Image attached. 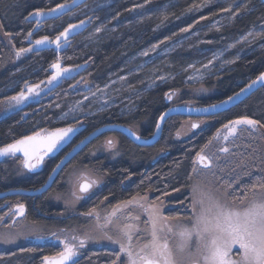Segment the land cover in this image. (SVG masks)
<instances>
[{"label": "trees", "instance_id": "obj_1", "mask_svg": "<svg viewBox=\"0 0 264 264\" xmlns=\"http://www.w3.org/2000/svg\"><path fill=\"white\" fill-rule=\"evenodd\" d=\"M66 1L0 0V101L17 94L27 83L36 84L46 79L57 60L63 65L81 66L78 76L91 90L111 84L109 90L115 99L106 106L95 105V109L82 114L83 123L78 125L80 129L73 138H81L111 122L149 135L167 107L182 103L206 105L220 100L264 69L262 0H109L86 14L88 26L63 49L30 51L15 58L14 51L29 46L28 37L31 40L55 37L66 25L76 21L67 18L68 12L40 25L28 18L36 9H49ZM137 4L144 6L134 11ZM82 18L85 17L77 20ZM246 34H250V40L240 43L239 39ZM155 45L158 50L144 58V50ZM228 45L231 48L226 56L235 55L234 59L213 67L201 80H187L192 65L207 62ZM75 80L65 78L38 102L22 110L2 113L0 147L34 132L68 127L70 121L63 118L62 113L86 93L72 87ZM241 117L264 125V85L223 112L204 117H168L155 145L164 149L166 156L158 166L151 168L152 173L146 174L140 185L161 192L173 187L180 191L190 188L196 154L218 129ZM195 121L197 127L193 128ZM262 129L264 131V127ZM138 149L137 145L128 143L127 150H132L133 154H137ZM146 151L141 152L145 155ZM262 154L264 156L263 148ZM6 165L0 163V188L4 183L27 188V180L16 179L18 169L13 167L11 178ZM257 167L262 171L264 164L259 161ZM36 181L40 183L41 179L37 177ZM16 197L29 203L30 196L17 195L11 199ZM42 198L34 200L37 207L43 205ZM35 218V224L42 221ZM45 253V249L23 245L0 248V264H41ZM109 257L104 252H88L73 262L110 264L113 260Z\"/></svg>", "mask_w": 264, "mask_h": 264}, {"label": "flooded vegetation", "instance_id": "obj_2", "mask_svg": "<svg viewBox=\"0 0 264 264\" xmlns=\"http://www.w3.org/2000/svg\"><path fill=\"white\" fill-rule=\"evenodd\" d=\"M152 132L153 130L150 134ZM120 135L125 137L121 139L118 137ZM140 135L149 136L146 134ZM83 137L72 138L65 145H62L55 154L44 157L35 168L26 167L25 160L20 155L7 157L0 160V163L7 164L5 169L11 178L14 175L13 167H16L18 172L21 170L16 179L28 181L25 189H36L44 184L58 161ZM109 140L112 142L111 145L108 144ZM159 140L153 145L143 146L133 142L119 131L102 133L84 146L64 165L49 189L39 195H26L30 196L29 203L22 201L20 197L11 199L12 196L17 195L0 198L2 199L0 202V218L3 219V223H11L15 215L14 206L18 203L24 206L25 219L31 223H34L33 218L35 217L37 221L42 220L40 223H34L35 225L40 224L42 227V236H30L23 244H20L30 248L45 249L46 253L42 255V263L45 257L58 255L63 251L64 245L69 244L77 250V255L74 256L75 259L83 257L88 252H104L116 264H129L127 253L121 252L120 245L114 241H116V237L123 238L121 242L126 248H130L135 253L136 230L133 226L142 217L144 223L147 221L145 209L155 204L159 215L167 217V225L170 226L176 220L181 222L189 220L191 218L189 212H193L191 186L181 191L173 187L169 191L161 192L160 189L140 185L145 175L152 173L151 168L154 165L158 166L161 159L166 156L164 149L158 145L155 147ZM130 142L139 147L137 154H133L132 150H127ZM98 148L100 151H98ZM141 151L147 153L144 155ZM32 162H36L35 158ZM195 162L199 164L194 161L193 168L196 165ZM22 172H24L23 175H21ZM193 172L192 170L191 176ZM37 177L41 179L40 183L36 181ZM92 181H95V183H92L87 192L80 191L82 183H91ZM2 185L0 191L11 188H24L11 187L12 183ZM56 186L57 190H55ZM37 198L44 200L41 208L35 205L34 200ZM133 198H137L140 204L144 205V208H141L139 204L121 206L123 202L130 201ZM114 211L115 214L113 215ZM139 212L143 214V216H140L141 218L138 216ZM87 213H91V215H86ZM90 224L99 228L106 226V238L110 236L112 240L104 244H95L84 238V245L81 247V240H79L77 233H80L79 230L82 227L85 228ZM127 225H132L130 241L124 235ZM117 254H119V259H117ZM113 261L110 264H113Z\"/></svg>", "mask_w": 264, "mask_h": 264}, {"label": "snow or ice", "instance_id": "obj_3", "mask_svg": "<svg viewBox=\"0 0 264 264\" xmlns=\"http://www.w3.org/2000/svg\"><path fill=\"white\" fill-rule=\"evenodd\" d=\"M63 7L65 5L58 4L56 6V8ZM45 11V9H36L34 13H30L29 15L39 17ZM47 11L54 12L56 9H47ZM75 27L76 25H68L63 32L56 36L54 41H49V37L45 36L36 40L35 43L40 45L45 42H52L59 46L61 37L66 39L69 30ZM99 30L97 29V31ZM30 50L22 48L18 51L17 55ZM52 67L57 71L51 79H55L61 72L67 71V69L61 68L58 63L53 64ZM257 80L264 81V73H261L257 77ZM252 83L254 84L256 81ZM35 87H38V85ZM35 87L29 88V93L35 91ZM25 98V93L22 91L12 99L20 101ZM231 99L232 97H229V100ZM212 107L216 106L213 105ZM161 119H163V116ZM238 125H248L255 128L257 125H260V122L248 117H241L240 119L229 121L227 125H224V128L227 129L229 135H234L236 126ZM260 126L264 127V125ZM157 127H159V124H157ZM192 127L195 128L197 125L193 124ZM72 130V128L57 129L55 133L49 134L47 137V150L51 151L56 142ZM40 135V133H36L33 136H25L22 139H18L14 143L0 148V155L15 154L18 151H23L25 166L35 168L42 160V156H36L31 149ZM224 139L227 140L228 136H225ZM111 143L109 140L108 144L111 145ZM220 151L228 152L229 149L222 148ZM33 158H35V163L32 162ZM196 161L204 167L211 165L209 158L201 153L197 154ZM193 171H196L195 167ZM92 183H95V181L82 183L80 191L87 192ZM243 191V197L232 195L230 200V193L227 188L220 196H212L204 193L197 186H193L192 226L191 228H184L178 233L181 242L175 248L169 245L167 239L161 242L159 233H163L165 230L170 233L173 229L166 224L168 218L159 215L155 204L145 209V211H149L151 224V241L149 243L143 244L138 251L133 253L120 240L114 242L120 245L121 252L127 253L129 264H201V262L202 264H264V178L258 179L250 186H245ZM237 200L239 201V205L235 203ZM127 204H139L141 208H144V205L140 204L137 198L123 202L121 206H127ZM18 208L22 213L24 206L18 205ZM114 214L115 211L113 212ZM86 215H91V213H87ZM158 221H160L159 226ZM131 229L132 225H127L124 232L125 237L129 241L131 240ZM107 238L112 240L110 236ZM193 241L196 244L195 253L191 250ZM83 245L84 241L81 240L80 246L82 247ZM233 245H239V248L242 249L239 261H233L228 258ZM76 255V248L65 244L63 251L57 257H45L44 264H67ZM117 259H119V254H117ZM113 264H116V262L113 261Z\"/></svg>", "mask_w": 264, "mask_h": 264}, {"label": "rangeland", "instance_id": "obj_4", "mask_svg": "<svg viewBox=\"0 0 264 264\" xmlns=\"http://www.w3.org/2000/svg\"><path fill=\"white\" fill-rule=\"evenodd\" d=\"M109 0H93L84 4L83 6L73 9L68 12L67 18L71 20H77L78 17L83 16L86 17V14L95 9L98 4H102L103 2H108ZM143 4H137L134 8L135 10H139L142 8ZM91 32L89 33V35ZM250 34H246L239 39L240 43H246L250 40ZM256 36V34H255ZM255 37H253L254 39ZM28 42L32 41L30 37H28ZM29 46L24 49H30ZM158 46H153L150 49L144 50L142 55L144 58H148L152 51L158 50ZM231 45H228L221 50L217 51L212 58H210L207 62L202 64H194L191 66L189 75L187 77L188 81L196 82L201 80L207 74H209L213 67L220 66L222 64L229 63L232 59H234L235 55L226 56V53L230 50ZM19 50L14 51V56L20 57L30 51H26L17 55ZM56 62H61L57 60ZM62 63V62H61ZM81 66H69V65H61V68L67 69V71L62 72L60 76H56L55 79H51L52 71L49 76L44 79L43 84L41 86L50 85L52 82L56 80L62 81L67 78H76L72 87H77V89H82L85 95L80 99L74 101L68 108L62 113V117L66 118L70 121L69 126H78L82 124L83 119H81L82 114H86L91 109H95V105L106 106L110 104L115 97L114 94L111 93L109 87L111 84L104 85L98 89H90L88 84L83 81L82 77H79L77 71ZM53 72H55L53 70ZM31 83H27L24 85V91L27 89L25 86L29 87ZM50 90L48 94L51 92ZM204 93V92H203ZM16 95V94H15ZM13 95L10 98L0 101V115L2 113H6L10 111L11 108L14 107L15 100L12 99L15 97ZM46 95V94H45ZM44 95V96H45ZM240 119V118H238ZM237 120V119H235ZM253 120V119H252ZM234 121V120H233ZM228 124V123H227ZM226 124V125H227ZM154 130V129H153ZM228 136V139L225 140L224 137ZM259 141L260 145L257 144ZM264 131L260 125H257L255 128H252L248 125H238L236 126L235 134L229 135L227 129L221 127L218 129L214 135L211 137L210 141L201 149L203 151H199L202 155H205L211 161V165L209 167H204L203 165L197 164L195 162L196 171L193 172L192 180H191V191L193 186H197L204 193H207L212 196H220L223 191L227 188L230 193L229 199L231 200L232 195L243 197L245 186H250L255 183L258 179L264 178V169L262 171L257 167L259 161L264 164V156L262 154V148L264 150ZM262 146V147H261ZM222 148H228V152L220 151ZM261 151H260V149ZM98 151L100 149L98 148ZM197 153V154H198ZM196 154V157H197ZM195 157V161H196ZM21 170H19L20 174ZM24 172L21 173L23 175ZM69 180V179H68ZM74 180V179H73ZM225 186L223 187L220 183ZM237 188V189H236ZM259 194V193H258ZM251 195V193H250ZM193 198V193H192ZM239 205V201L235 202ZM18 205L14 206V218L11 223H3V219L0 218V247H10L17 246L23 244L27 238L30 236H42V227L40 225H35L31 223L29 220L24 218V209L21 213ZM149 211H146L147 221L144 223L143 217L141 220L136 221L134 224V229L136 230V242L135 249L140 248L143 244H147L151 241V224L148 218ZM190 217L193 216V212H189ZM136 216V212H135ZM139 218L143 216L140 212L138 213ZM6 219V218H4ZM160 221H158L159 226ZM167 224V221H166ZM167 225L173 229L172 232L159 233L161 236V242L164 239H167L169 245L173 248L177 244H179L180 237L178 233L184 228H191V218L189 220H176L175 223ZM112 226V225H111ZM106 226H102V230L99 227H96L92 224L82 227L79 230L80 233H77L79 236V240H83L87 238L90 242H94L95 244H104L110 242L109 239L106 238ZM117 228V227H116ZM111 229V227H109ZM68 234V233H67ZM70 235V234H69ZM116 240H123L121 237H116ZM196 244L195 241L192 243L191 250L195 253ZM135 251V252H136ZM242 255V249L239 248V245H233L228 258L233 261H239ZM202 264V262H201Z\"/></svg>", "mask_w": 264, "mask_h": 264}, {"label": "water", "instance_id": "obj_5", "mask_svg": "<svg viewBox=\"0 0 264 264\" xmlns=\"http://www.w3.org/2000/svg\"><path fill=\"white\" fill-rule=\"evenodd\" d=\"M86 1L87 0H68L66 2L60 3L62 5H65V7H63V8H56V6L58 5L57 4L54 7L49 8V9L55 8L56 11H54V12H48L47 9H45L46 11L44 12V14L42 16L38 17L35 15H29L28 18L31 20H35L36 23L38 25H40L45 20L60 17V16L64 15L65 13H67L73 9L78 8L80 5H82ZM262 1L264 2V0H262ZM34 12L35 11H33L32 13H34ZM81 22H83V23H81ZM70 24L76 25V27L69 30V33H68V36L66 39L64 37H61L59 46H57L55 43H52V42H45L44 44L37 45L35 43V41L38 39H41L42 37H45V36H41L37 39L29 41L31 43L30 44V46H31L30 51H41V50L48 49V48H55L57 50L63 49L74 36H76L77 34L81 33L84 29H86V27L89 24V17H85V18H82L80 20L73 21V22L69 23L68 25H70ZM38 25L36 28L39 27ZM68 25H66L56 36H58L61 32H63L64 29L68 27ZM56 36L55 37L47 36V37H49V41H54ZM57 63L60 66L62 65L61 62H55L54 64H57ZM50 69L52 71V75L50 77L52 78L56 74L57 70L55 68H53L52 66L50 67ZM53 70L55 72H53ZM80 70H81V67L79 68L77 73H79ZM61 73L57 76H60ZM261 73H264V69L256 77H254L252 80L247 82L245 85H243L236 92H234L231 95L226 96L220 100L214 101L212 103H209L206 105H193V104H189V103H182V104H174V105L167 107L158 117L155 128L149 136H141L139 133H137L136 131H134L133 129H131L130 127H128L124 124L112 123V122L107 123V124H103V125L95 128L94 130H92L86 136H84L68 153H66V155L61 160L58 161V163L53 168V170L49 174L47 180L44 182V184L42 186H40L39 188H36V189H25V188L7 189L4 191H0V198L12 196V195H30V196H33V195H39V194L45 192L47 189H49L52 186L56 176L58 175L59 171L64 167V165L73 156H75L84 146L89 144L93 139L97 138L102 133L109 132V131H119V132L123 133L124 135H126L133 142H135L139 145L149 146V145L155 144L160 139L161 134H162V130H163V126H164L166 120L168 119V117H170L172 115L204 117V116H210V115H214V114L223 112V111L237 105L239 102H241L247 96H249L251 93H253L254 91H256L257 89H259L260 87H262L264 85V81L257 80V77ZM43 81L36 83V84H30L29 87L25 86V88H27L25 91H24V89H22L20 92H18L15 95V97L18 96L23 91L25 93L26 98L22 99L20 101L15 100L14 107L11 108L10 111L22 110V109H25L29 104L38 102L42 96L47 94L50 90L55 88L61 82L60 80H58V81L56 80L55 82H52L50 85L47 84L45 86H41V84H43ZM253 81H256V83L253 84L252 83ZM37 85H38V87H35ZM249 85H251V86L249 87ZM32 87H35V91L29 93L28 89L32 88ZM242 89H243V91H241ZM229 97H232V99L229 100ZM213 105H215L216 107H212ZM10 111H8V112H10ZM162 116H163V119H161ZM157 124H159V127H157ZM193 124L197 125V122L195 121V122H193ZM67 128H72L73 130L71 132H69L67 135H65L62 139L58 140L56 142L55 146L52 147L51 151H48L47 150V143H48L47 137L49 136V134L55 133L57 129H67ZM79 129H80V126L79 127L78 126H68V127H61V128L52 129V130L47 131L46 133L34 132V133L29 134L27 136H33L36 133L41 134L40 137L32 145L31 150L34 151L35 155L42 156V159H43L46 156L55 154L56 151H58V149L62 145H65L67 142H69L77 134ZM22 138H20V139H22ZM5 146H3V147H5ZM3 147H0V148H3ZM42 151H44V152L41 153ZM15 155H20L25 160V156H24L23 151H18L15 154L0 155V160H3L7 157L15 156ZM57 256L58 255H55V256H52L49 258H55ZM74 260H75V257H73L72 261L67 262V264H71ZM43 264H44V262H43Z\"/></svg>", "mask_w": 264, "mask_h": 264}]
</instances>
